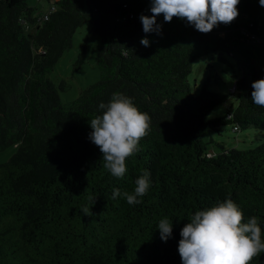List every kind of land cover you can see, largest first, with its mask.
I'll list each match as a JSON object with an SVG mask.
<instances>
[{
  "label": "trees",
  "instance_id": "1",
  "mask_svg": "<svg viewBox=\"0 0 264 264\" xmlns=\"http://www.w3.org/2000/svg\"><path fill=\"white\" fill-rule=\"evenodd\" d=\"M38 21L26 0H0V151L17 143L0 162V264H182L180 230L197 210L230 197L244 222L259 218L264 239V141L239 149L217 144L208 151L209 129L264 127V107L251 100L252 82L264 78V7L240 0L239 15L201 33L173 17L162 35L143 31L140 14L152 15L150 0H57ZM82 7L85 9L83 10ZM35 24L25 33L23 23ZM100 36V77L68 104L47 73L71 46L83 22ZM147 36L150 46L140 41ZM232 58L240 75L229 93H194L188 80L195 59ZM84 60L83 51L75 61ZM63 88V83L59 84ZM131 97L151 117L139 151L126 159L123 178L104 167L88 138L90 119L113 93ZM236 104L207 118L228 95ZM150 187L141 203L111 198L112 190L134 192L142 170ZM91 214L84 215L82 206ZM167 217L171 237L156 227ZM250 264H264V252Z\"/></svg>",
  "mask_w": 264,
  "mask_h": 264
},
{
  "label": "clouds",
  "instance_id": "2",
  "mask_svg": "<svg viewBox=\"0 0 264 264\" xmlns=\"http://www.w3.org/2000/svg\"><path fill=\"white\" fill-rule=\"evenodd\" d=\"M239 3L240 0H150L152 15L141 13L140 20L145 33L162 35V25L157 23V17L162 15L165 22L176 17L207 34L220 24H231L239 15ZM259 4L264 7V0ZM140 43L150 46L147 36ZM251 100L264 107V78L252 82ZM98 110L101 114L89 121L92 131L88 138L99 148L103 167L112 176L123 178L126 159L140 150L139 142L150 131L151 117L121 92L113 93L107 103L100 102ZM149 187L150 172L145 169L135 179L133 193L114 188L111 198L123 197L129 205L139 204L142 201L138 198L145 196ZM80 210L84 215L91 214L86 205ZM156 227L166 242L172 235V222L165 217ZM180 237L182 264H250L264 252L259 218L252 215L244 222L241 208L230 197L197 210L180 230Z\"/></svg>",
  "mask_w": 264,
  "mask_h": 264
},
{
  "label": "rangeland",
  "instance_id": "3",
  "mask_svg": "<svg viewBox=\"0 0 264 264\" xmlns=\"http://www.w3.org/2000/svg\"><path fill=\"white\" fill-rule=\"evenodd\" d=\"M54 1L26 0L27 4L34 8L32 11L34 16L47 10L50 2L58 7V4ZM82 9L85 8L82 7ZM34 28V23L29 21L23 23L25 33H32ZM99 44V34L91 30L90 22H83L75 29L71 46L62 52L47 73L48 78L57 86L63 104H68L79 95L84 87L99 79L100 70L96 62ZM81 51H83L84 60L76 66L75 61ZM224 58V60L213 58L210 54H206L193 61L188 80L195 94L200 91L203 84L210 91L229 93L234 78L240 75V70L232 58L226 55H224ZM60 83H63V88L59 87ZM235 104V97L230 94L222 104L216 105L209 112L207 118L224 115L227 109L232 111ZM204 140L207 141L208 151L212 153L219 150L218 143L226 148H250L264 141V127H247L234 130L232 124L220 125L218 129H209L204 135ZM16 149L17 143H13L0 151V162L9 159Z\"/></svg>",
  "mask_w": 264,
  "mask_h": 264
},
{
  "label": "built area",
  "instance_id": "4",
  "mask_svg": "<svg viewBox=\"0 0 264 264\" xmlns=\"http://www.w3.org/2000/svg\"><path fill=\"white\" fill-rule=\"evenodd\" d=\"M54 2H57V0H55ZM56 8H57V7H55V5H54L52 2H50V3H49V6H48V8H47V10L42 11V12H40V13H38V14L36 15L38 21H42V20H44V19H47L48 16H49V14H50L52 11H54ZM34 23H36V22H34Z\"/></svg>",
  "mask_w": 264,
  "mask_h": 264
}]
</instances>
